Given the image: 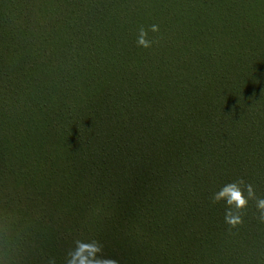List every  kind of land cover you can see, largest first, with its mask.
Here are the masks:
<instances>
[{
	"label": "trees",
	"instance_id": "1",
	"mask_svg": "<svg viewBox=\"0 0 264 264\" xmlns=\"http://www.w3.org/2000/svg\"><path fill=\"white\" fill-rule=\"evenodd\" d=\"M260 200L264 0H0V264H264Z\"/></svg>",
	"mask_w": 264,
	"mask_h": 264
},
{
	"label": "clouds",
	"instance_id": "2",
	"mask_svg": "<svg viewBox=\"0 0 264 264\" xmlns=\"http://www.w3.org/2000/svg\"><path fill=\"white\" fill-rule=\"evenodd\" d=\"M157 30L158 28L156 25L151 26V31L155 32ZM151 43L152 41L147 39V32L143 27H141L137 37L138 46L147 48L151 45ZM214 200H223L226 206H228L225 210L226 223L235 225L239 222V216L234 215L232 209L244 208L247 204V198L241 191V188L237 182L229 183L223 186L217 193L214 194ZM257 206L259 209L264 210V200H260ZM262 216H264V211H262ZM83 252H89L90 255L85 256L83 255ZM98 252L99 249L96 245L78 242L75 250L69 253L67 264H111V262L99 258L96 255Z\"/></svg>",
	"mask_w": 264,
	"mask_h": 264
}]
</instances>
